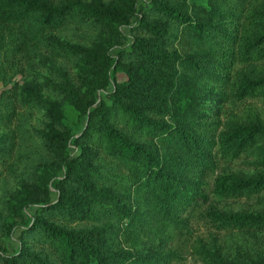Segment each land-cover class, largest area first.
I'll use <instances>...</instances> for the list:
<instances>
[{
    "label": "trees",
    "instance_id": "16d2710c",
    "mask_svg": "<svg viewBox=\"0 0 264 264\" xmlns=\"http://www.w3.org/2000/svg\"><path fill=\"white\" fill-rule=\"evenodd\" d=\"M0 82V240L22 227L0 264H173L169 235L147 247L144 231L189 234L204 176L243 158L261 169L212 192L257 206L209 205L229 246L197 252L264 264V118L219 120L225 102L264 99V0H0Z\"/></svg>",
    "mask_w": 264,
    "mask_h": 264
},
{
    "label": "rangeland",
    "instance_id": "374dc122",
    "mask_svg": "<svg viewBox=\"0 0 264 264\" xmlns=\"http://www.w3.org/2000/svg\"><path fill=\"white\" fill-rule=\"evenodd\" d=\"M126 32L129 34L128 28L125 29ZM120 78H123V74H120ZM14 82H24V76L22 74H19L15 77ZM9 86H6L4 83L0 82V95L1 93L7 89ZM11 87V86H10ZM223 108L221 111V116L219 120H222L223 122L227 120L226 112L229 113H249V110H252L253 113L259 115L261 118H264V99L262 98H250L247 99L246 102H240L237 101L236 104H232L230 102H225L222 104ZM66 114H67V122L72 127L75 134L79 135L86 124V118L81 117L78 112L72 108L67 107L66 108ZM9 129V128H7ZM6 129V130H7ZM73 152L78 153L80 151L79 148H77L75 145H72ZM218 168L215 171H211L209 174H206L203 178L207 184H209V188H207V192L209 193V202L204 205L203 209L201 211H197L195 213H192L190 215V226L191 231L187 235H181L178 232L174 231H167L164 232L163 235L157 236L154 241H150L148 237L149 231H144L145 234L142 236L144 238V242H146L147 247L154 245L155 248H157L159 245H163L164 243V237L168 234L171 239L169 245H167L166 248L171 247L173 250H175L178 254V258L174 260L173 264H203L202 258L197 252V246L200 244V241H203L205 243H210L212 241L213 236H217L218 239L221 241L219 244L222 246V248L227 249L229 246V240H226V237L229 236L225 232H218L216 231V227L211 223L207 218V209L209 205H215L219 207L220 209H230L234 211H239L241 209L245 208H254L256 207V201L255 200H249L246 198H219L217 197L212 191L214 187V180L215 178L228 171H242L245 173H254L257 169H261L260 167L254 166L251 162V158H243L239 159L233 162H227L223 159H218ZM5 173L8 172L7 169L4 170ZM205 188V186H203ZM54 191V188H53ZM54 197V196H53ZM32 210H28V213H30ZM22 227H17V229L14 231V233L11 236H5L3 241L0 240V245L7 250L8 253H15L18 251L20 247V239L19 235L21 233ZM238 234V233H237ZM243 241L248 239L249 241H252L255 236V234H248L243 233L242 235H238ZM264 239V237H261Z\"/></svg>",
    "mask_w": 264,
    "mask_h": 264
}]
</instances>
